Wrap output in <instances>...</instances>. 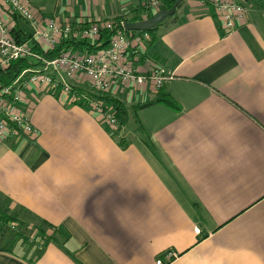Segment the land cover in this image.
I'll use <instances>...</instances> for the list:
<instances>
[{"label":"crops","instance_id":"1","mask_svg":"<svg viewBox=\"0 0 264 264\" xmlns=\"http://www.w3.org/2000/svg\"><path fill=\"white\" fill-rule=\"evenodd\" d=\"M27 1L83 24L143 17L153 0ZM179 1L133 60L172 79L125 101L112 89L127 107L163 93L179 109L154 104L137 113L141 131L112 130L75 101L26 93L39 135L0 143V212L32 235L14 245V223L0 225V264H264V5ZM224 1L247 8L228 34L214 17ZM20 209L51 225L39 247Z\"/></svg>","mask_w":264,"mask_h":264},{"label":"built area","instance_id":"2","mask_svg":"<svg viewBox=\"0 0 264 264\" xmlns=\"http://www.w3.org/2000/svg\"><path fill=\"white\" fill-rule=\"evenodd\" d=\"M142 7L146 12L159 9L156 0L144 3ZM214 9L219 27L226 34L243 23L247 17V8L240 2H217ZM18 20L27 26L21 27L24 33L29 35L30 29L32 37L44 50L53 49L61 39L71 34L81 39H95L103 31L115 30L113 22L99 20L74 32L76 26L71 21H58L38 15L27 0H0V70L22 58L35 59L42 65L41 69L35 71H22L10 85L0 84V143L9 136L32 141L37 139L38 130L30 122L25 108L28 103L26 93L32 89L49 93L59 99L75 101L99 116L110 129L116 130L119 124L113 105L91 99L88 93L109 92L114 85H119L124 92L129 90L133 96L146 87L155 92L159 91L172 79V75L163 69L155 68L150 73L142 74L135 66L134 58L137 59L139 52L145 51L151 40L146 32L129 35L123 30L115 31L106 49L94 55L62 53L52 60H45L29 49V40L20 41L14 37L12 32L13 29L18 30ZM85 85L90 92L78 93L73 90H83ZM15 228V224L10 226L11 230Z\"/></svg>","mask_w":264,"mask_h":264},{"label":"trees","instance_id":"3","mask_svg":"<svg viewBox=\"0 0 264 264\" xmlns=\"http://www.w3.org/2000/svg\"><path fill=\"white\" fill-rule=\"evenodd\" d=\"M156 1L158 2L159 10H167V11L174 10L170 18L172 20H175L176 10L180 6V1L178 0H156ZM257 2L259 5H264V0H257ZM153 15H154V12L151 10H148L145 14V19L146 18L150 19ZM214 17L217 20L215 9H214ZM143 19H144V16L143 17H133V18H126L123 16L115 17L111 20H107V21L113 22L114 29H115L114 31L112 32L103 31L99 34L98 38H95V39H81L80 37L75 36V34H71V35H68L67 38L61 39L60 42L51 50H44V48H42L36 42V40L32 37V33L30 30H29V35L24 33L25 31L24 29H21L22 26L19 24V20L17 21L18 30L13 29L12 34L15 35L14 37L17 40H20V41L29 40V49L33 53L42 56V58L45 60H52L58 57L59 55H61L62 53H68L70 55L90 56V55L96 54L99 51L106 49V47L109 45L110 37L113 35L115 31L123 30L126 34H129V35L134 34L135 32H126L123 28V25L125 23H134L137 21H141ZM71 23L72 25L76 26V29L74 30L75 32L81 29L82 27L87 26L90 22H87V23L85 22L80 25L72 21ZM263 24H264V18H263ZM157 29L158 28L145 31L146 33L150 35L151 40H153L154 33L156 32ZM140 33L141 32H139V34ZM20 34L22 35L20 36ZM142 59L143 57H141L140 59L137 58L138 62L141 61ZM41 66H42L41 62L36 61L35 59H30V58L29 59L22 58V59L13 61L9 64L8 67L0 70V84L2 86L10 85L20 75L22 71L28 70V69L30 71H35V70L41 69L42 68ZM73 90L78 93L83 92V90L81 89L78 90V89L73 88ZM88 94L91 99L102 101L105 104L113 105L114 111H115L114 115L117 119L119 126L126 125L129 121V118L132 117L134 119V124L136 127L134 132H139L142 130V127L138 121V116H137V113L140 110L145 109L154 104H163L166 107L173 109V110L179 109L177 102L171 96L167 94H163V93L157 94L154 101L144 102V103H135L128 107L117 97L115 93H113L112 90L109 92L101 93V94H93V93H88ZM20 210L23 211V209H20ZM23 212L25 214L23 215L25 220H29V222L33 221L35 224H37L35 234L32 236L33 238L30 240L32 241V243L36 245V247H39L42 244V239L44 238L43 236L45 234L46 229L52 230V227L51 225L45 223V221L39 220L36 217L30 215L28 212L26 211H23ZM8 223L9 224L14 223L18 227V228L16 227L15 230H12V232H10L11 237H13L12 243L15 245L16 243L20 242L21 246L27 243L29 240V237L25 236L24 233L21 231L22 229L24 230L25 228H27V224L24 221V219L18 214L10 215V214H6L5 212H0V225L7 226ZM52 236L53 235H51V237Z\"/></svg>","mask_w":264,"mask_h":264},{"label":"water","instance_id":"4","mask_svg":"<svg viewBox=\"0 0 264 264\" xmlns=\"http://www.w3.org/2000/svg\"><path fill=\"white\" fill-rule=\"evenodd\" d=\"M179 1V0H178ZM174 10H160L150 19H144L134 23H125L123 28L126 32H145L148 30H153L159 28L160 24L167 19V17L173 14Z\"/></svg>","mask_w":264,"mask_h":264},{"label":"rangeland","instance_id":"5","mask_svg":"<svg viewBox=\"0 0 264 264\" xmlns=\"http://www.w3.org/2000/svg\"><path fill=\"white\" fill-rule=\"evenodd\" d=\"M253 2H254V5L255 6H257L258 5V2H257V0H252ZM160 10L158 9L157 11H155L154 12V15L157 13V12H159ZM147 19V18H146ZM19 24L21 25V26H24L25 28H26V25L24 24V22H20L19 21ZM83 91L84 92H90V90L88 89V87L85 85V87H84V89H83ZM127 92V94H122V93H124V90L123 89H121V91H120V93H119V95H118V97L122 100V101H125L126 100V98H127V95L128 94H130L129 93V90H127V91H125V93ZM133 125H135L134 124V119L132 118V117H130V120H129V122H128V124L125 126V127H130V128H132L133 127ZM18 228V227H17ZM23 230V229H22ZM21 230V231H22ZM29 234V235H28ZM32 235V233H31V231H29V233H26V236H28L29 238H30V236Z\"/></svg>","mask_w":264,"mask_h":264}]
</instances>
